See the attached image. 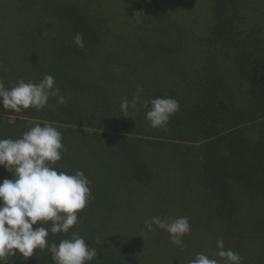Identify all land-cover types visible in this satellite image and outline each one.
<instances>
[{
    "label": "trees",
    "instance_id": "trees-1",
    "mask_svg": "<svg viewBox=\"0 0 264 264\" xmlns=\"http://www.w3.org/2000/svg\"><path fill=\"white\" fill-rule=\"evenodd\" d=\"M104 2L0 0V81L10 89L50 74L66 97L22 113L0 107V139L52 122L64 146L52 167L81 170L91 182L94 199L78 223L68 234L49 231V244L76 232L97 249L89 264H189L195 255L186 239L177 247L166 231L145 228L152 217L187 216L189 236L191 228L207 235L209 258L220 259L223 239L242 264H264V0H131L126 31L114 35L133 41L118 52L104 45L113 17L102 12ZM201 15L207 25L196 33ZM77 32L83 48L72 42ZM138 85L140 101L123 117L121 100L131 101ZM157 97L180 105L167 130L145 118V101ZM12 178L0 167V182ZM162 186L172 193L161 201L170 208L164 214L145 206ZM50 257L37 249L5 264H53Z\"/></svg>",
    "mask_w": 264,
    "mask_h": 264
},
{
    "label": "clouds",
    "instance_id": "clouds-1",
    "mask_svg": "<svg viewBox=\"0 0 264 264\" xmlns=\"http://www.w3.org/2000/svg\"><path fill=\"white\" fill-rule=\"evenodd\" d=\"M78 48L84 47L82 33H75L72 41ZM55 78L47 74L39 83H26L23 79L7 89L0 81V107L15 113L34 108L41 110L51 97L57 105L66 103V97L55 86ZM143 92L137 86V94L129 101L121 100L123 117L131 107L135 109ZM149 105L151 106L149 108ZM146 120L152 128L167 130L170 118L179 111V102L171 97H157L145 101ZM62 134L52 122L37 123L19 139H0V167L12 174V179L0 182V264H5L9 255H19L22 261L31 258L34 252L47 250L53 264H89L97 257V249L89 247L84 238L72 232L70 238L57 245L49 244V231L53 234H68L78 223V213L94 199L90 180L84 172L74 175L57 171L52 165L62 158ZM50 227L44 225L49 224ZM35 226V227H34ZM153 226L169 234L170 243L183 247V237L190 232L187 216L178 218L152 217L145 221L147 231ZM97 236L95 243L101 245ZM215 253L220 259L209 258L201 253L189 264H242L239 253L224 249L223 239L216 241Z\"/></svg>",
    "mask_w": 264,
    "mask_h": 264
},
{
    "label": "rangeland",
    "instance_id": "rangeland-1",
    "mask_svg": "<svg viewBox=\"0 0 264 264\" xmlns=\"http://www.w3.org/2000/svg\"><path fill=\"white\" fill-rule=\"evenodd\" d=\"M131 0H107L106 3L104 2V6L102 7V12L104 13H112L113 17L107 18L106 21H109V24L106 25L105 28H110L111 30V35L109 33V37H107V39H105L104 41V45L109 48V49H113L114 51L118 52L121 50H129L127 48V43H131L133 40L131 39V35H122V36H115L114 34L120 33L122 31H126V27L123 26L124 22H125V18L123 16L124 10L127 8V3L130 2ZM100 11V10H98ZM205 14V13H204ZM123 23V24H121ZM207 25L205 19H203V16L201 15V17L199 18V20L194 24L192 31L194 32H199L202 31L205 26ZM114 35V36H113ZM109 38V39H108ZM130 51V50H129ZM131 59V58H129ZM132 60V59H131ZM195 60V55L190 54L187 58H186V62L188 64L192 63ZM131 63V61H130ZM11 121L13 122H17L19 121L16 118L11 117L10 118ZM168 187L162 186V188L159 189V191H157L154 195L155 198L153 199H149L147 198L145 201V206H150L149 208H156L159 210H154L156 213L158 211H161L164 214V210L166 208L170 209L167 204H163L161 203V201L165 200L167 201H171L172 198V193H169V191L167 190ZM162 194V196H161ZM174 203H177L176 201H173L172 204V208H180L181 205H176ZM161 204V206L159 205ZM149 216V215H148ZM151 216V215H150ZM195 230V228H191V236H189L190 234H188L187 236H185L183 238V240L186 239L185 244L187 247H189L190 249L193 247L194 251H191L192 255H195L194 258H196V256L198 254H205L208 255V252L206 247L203 246V244L207 243L208 240L206 239L207 235L204 236L203 234H201L200 232L198 234H194L192 233ZM204 236V237H203ZM154 241H152L153 243ZM160 244H156L154 245V249H155V253L158 255H161V247L159 246ZM161 251V252H159ZM190 255V253H189ZM154 256V255H153Z\"/></svg>",
    "mask_w": 264,
    "mask_h": 264
}]
</instances>
